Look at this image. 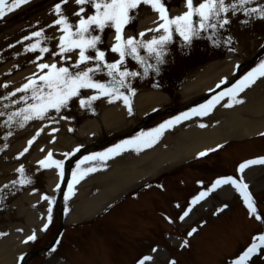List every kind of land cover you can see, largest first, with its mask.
Here are the masks:
<instances>
[{"label":"snow or ice","instance_id":"6c2138e0","mask_svg":"<svg viewBox=\"0 0 264 264\" xmlns=\"http://www.w3.org/2000/svg\"><path fill=\"white\" fill-rule=\"evenodd\" d=\"M29 2L30 0H12L7 11L12 12ZM69 2L70 0H58L51 9V14L55 16V19L47 25V28H54L58 35L48 36L45 28H39L17 41L18 44L24 45V53L36 54L35 59L30 63L35 64L37 71L27 77L26 82L13 92L0 97V100H10V103L2 105L4 109H9L12 105H22L16 107L14 111H0V117H7L4 124L0 126H7L11 129L15 123L23 128L33 120H55L58 122L70 119L61 113L63 110L70 109L74 102L78 103L82 110H93L94 102L102 98L107 99L109 103L117 100L122 101L131 115L133 112L131 97L135 94L131 80L141 76V73L127 67V58L130 57L143 69L144 76H147L150 70L159 74L160 65L165 63L167 49L173 40L174 33L185 47H191L196 40H206L213 47L223 45L227 50L236 52L238 51L236 44L239 43V40L231 32L233 19L237 16L243 17L238 21L242 29L253 21H264V0H199V3H196V0H183L185 10L175 16L169 15L164 0H71L76 10L70 17L64 10V6ZM4 5L5 0H0V18L6 14ZM141 6H147L155 12L159 22L155 28L141 31L137 35H126V28L134 23ZM72 17L76 19L73 21ZM106 30H112L114 35L110 47L103 49L101 45ZM148 32L157 33V35L151 39H145ZM53 40H55L54 49L50 46V42ZM26 41L29 43L25 44ZM9 47H14V45H9ZM140 50H143L147 55H141ZM109 52L114 56L111 61L107 58ZM46 56H51L52 62H44ZM149 58L153 59L155 63H149ZM259 78H264V59H261L254 68L237 80L231 88L214 96L198 108L166 120L147 133L142 132L130 140L121 141L102 153H93L84 157L83 160L77 162L76 169L73 170L72 180L68 183V191L64 193L65 201L72 194L74 184L88 173L96 170L95 168H86L81 172L80 165L84 161L106 160L119 155L128 147H132L137 152L143 148H150L165 129L171 128L174 124L186 120L190 116L207 115L225 96L229 99L223 105L224 107L242 103L243 101L237 98L239 93L251 87ZM224 83L225 81L222 79L220 84ZM219 86L217 85V87ZM2 87L6 88L7 85H2ZM85 91H89L91 94L84 95ZM17 93H21L18 99H10ZM51 112H55L57 117L53 118L50 115ZM200 127H205V125L201 124ZM42 130L38 129L36 134L27 141V146L17 155L16 159L29 151ZM52 131L55 132L58 129L54 128ZM69 131L72 129L69 128ZM12 134L11 130L7 132V136ZM4 147L6 148L7 145ZM217 147L222 146L218 145ZM2 150L0 149V151ZM73 151H79V148ZM208 151H215V149L202 151L198 153V156L205 157ZM64 155L68 157L72 153ZM38 164L40 168L55 166L57 169H62L63 161L54 160L52 152L49 151L43 159L38 161ZM252 165H264V157L244 161L238 165L237 172L243 173ZM15 172L18 174L16 179L0 186V204L7 198L6 191L8 194L14 195L13 190L17 186L32 184V179L25 175L23 165L17 167ZM197 183L203 185L202 181ZM226 185L231 186L239 193L249 216L264 224V215L258 212L248 184L242 177L231 175L218 177L210 186L203 188L188 202V207L179 216V220L184 221L193 206L216 189ZM58 187L59 185H57ZM157 187L162 189L163 186L157 185ZM41 199L48 202L47 222L41 228V231H46L52 219L53 198L42 195ZM176 206L179 207V205ZM224 207L226 208L227 205ZM68 210L65 207V212ZM222 211L223 208L217 209V212ZM166 219L170 223L172 222L170 218L166 217ZM196 231V228H192L187 235L191 237ZM3 235L6 233H0V236ZM36 239L37 235L33 232L22 242H33ZM59 243L60 241L57 240L56 245ZM187 246V240H184L180 245L182 248ZM56 251V246L50 248V252ZM158 251V248L153 247L151 254L143 255L136 261V264H154V254ZM254 257L264 259V232L255 235L248 247L232 260V264H252ZM19 260L22 261L23 256L19 257ZM168 264H176V261L170 260Z\"/></svg>","mask_w":264,"mask_h":264},{"label":"rangeland","instance_id":"374dc122","mask_svg":"<svg viewBox=\"0 0 264 264\" xmlns=\"http://www.w3.org/2000/svg\"><path fill=\"white\" fill-rule=\"evenodd\" d=\"M36 1L37 0L35 1L30 0L31 3L29 2L28 6L18 10L23 5H26L28 3L23 4L12 12L7 11L8 7L11 6V4L4 5L6 14L3 18H0V69H2L5 78H9L18 74H20V77H22L26 73V71L23 70L26 69L29 65H33V63H30V61L35 59L36 54L24 53L23 51L24 45L17 43V41L21 40L23 36L28 35L30 34V32L38 30L39 28H45L46 34L48 36L54 37L58 35V33L54 28H47V25H49L52 22V20L55 19V16L51 14V9L53 5L58 2V0H38L37 2ZM164 2L167 3V5L170 7L168 8V11L169 9H171V11L173 13H176L177 15L180 14L183 10H185L183 0H164ZM196 3H199V0H196ZM64 10L66 14L71 17L72 13L76 10V7L74 3H72L70 0L69 4L64 6ZM148 10L151 9L147 6H141L136 14L134 23L128 26L125 32H132V29L135 30L138 20L140 19L141 16L145 15L146 12L149 13ZM140 12H144V13L141 14ZM242 18H243L242 16H237L235 19H233L231 25V32L234 36L238 37L239 40L238 45L242 48L241 57L248 58L264 41V21H259V20L253 21L246 28L242 29L238 23V21ZM72 19L74 21L76 18L72 17ZM111 32L113 31L106 30L105 33L103 34V44L101 45L103 49H108L110 47V43L106 45V39L108 34H110ZM176 37L179 41V45L177 46L175 44L174 46V44L172 43L169 44L167 49V55L165 57L166 63L160 65L159 74L150 70L148 75L144 76L143 71L137 69L135 61H133L130 57L126 59V65L129 69L136 70L141 73V76L137 78H133L131 80V86L136 90L138 94L143 93L144 88H149L148 86L149 83L153 82L154 81L153 79L156 78V81H158L160 85L155 84L154 88H157L158 90H162V92L164 93L169 92L167 93L169 95L165 93L167 96V100L165 101L166 103L164 104V106H169L172 103L173 104L179 103L181 102L182 99H184V94H185L183 88L184 85L177 83L176 80L182 78L184 75L185 76L188 75V78L194 80L196 78L197 72L199 71L198 69L203 66H207L210 63L217 62V63H222V65H227L228 64L227 54H230L232 52L227 50L223 45H221L220 47H213L210 44V42L206 40H196L194 41L191 47H185L182 45L180 38L177 35ZM24 43L27 44L29 42L26 41ZM9 45H14V47L10 48ZM50 46L53 49L55 48V40L50 42ZM17 53H19V55H17ZM140 54L147 55L143 50H140ZM108 55H110L112 59L114 58L113 54H111L110 52L108 53ZM45 58L49 59L52 57L46 56ZM180 61H183L182 65ZM148 62L155 63V61L151 58H149ZM131 64H133V67L131 66ZM256 64L257 63L252 62L247 66L244 72L245 73L249 72L252 68L256 66ZM4 67H7L6 72L4 70ZM184 72L186 73L183 74ZM219 74L220 73H217V75L211 73L210 76L212 78H210V80H215ZM4 77H0V97L7 95L11 91L12 87H17V84L2 83L1 80ZM24 80L26 81V78ZM174 82H176L175 85ZM2 85H7V87L6 88L2 87ZM172 87L173 90L171 89ZM83 94L88 95L86 91ZM98 104H99L98 101L94 102L93 104V110H95L94 117L99 115L97 113V108L99 106ZM225 108L227 107H224V109ZM63 113L61 114L66 115L67 117L70 118V119H65L64 120L65 122L68 123V120L69 122L72 123L75 122L78 131L83 132V129L78 126H82L81 122L86 120V118L91 112H88L89 114H87V112H83V110L79 108L78 103L74 102L71 108L64 110ZM220 113L221 112H218L215 115V117L218 116ZM50 115L53 118L57 117L56 113H52ZM172 117H174V115L170 112L169 118ZM127 119L129 120V118ZM158 119H160V117L155 119L154 121ZM60 121L63 120H59L58 122ZM52 122L53 124L55 123V121L53 120L51 121L44 120L42 123H44L45 125H51ZM96 122H99V120H96ZM145 127L142 130L144 132H146V130L150 128L148 127V129H146ZM240 128H242V126ZM0 130H4V129H0ZM106 132L107 130L106 131L103 130L102 131L103 134L100 135L105 137ZM80 134L82 133L80 132ZM73 135H76V133L73 132ZM0 139H1V134H0ZM89 139L91 138H87V137L85 138L81 136L80 139H78L77 141L86 142ZM77 141H75V143ZM69 146H71L69 143L68 144L66 143L65 146L63 147L61 146L62 147L61 151L64 152V154L69 153L72 150V147ZM247 147L252 148L251 145H248ZM259 147L260 148H255L244 153L242 151L241 152L238 151L236 155L232 156L234 160L231 161H223L221 157L213 155L212 158L208 159V161L213 160L210 163L191 165L188 167H184L182 169L174 170L173 172L170 173V176H167L163 180V188L166 189V191L157 193L155 192L156 190H152L153 193L151 195V198L148 199L146 203L150 204V201L153 199H154V203H157L158 201L157 199L160 198L161 200L159 202L162 203L163 207L167 208L168 199H170L171 197H175L177 199L182 198L183 195L185 196L187 194H190L195 190L194 187L191 186V182L193 179L195 178L209 179L211 176L215 174H219L223 171L231 170L234 162L239 159L252 157L258 154H264V145L263 147L262 146ZM0 149H3L2 151H0V155H1L2 152L5 150V147L1 143H0ZM99 151L100 152H98V150L93 151L89 153L88 156H90L93 153H102L105 150L101 148ZM64 157L65 155L61 156V160H63ZM1 161L4 162L5 160L2 159ZM90 161L93 162L94 160H89V162ZM76 166L77 163L72 166L71 174L73 173V170L76 169ZM178 166L180 165L172 164L171 166H169L168 170L171 169L172 167L179 168ZM81 167L82 165H80V168ZM86 168L87 167H85L84 169ZM84 169H80V171L83 172ZM260 173L264 174L263 171H261ZM86 176L87 175H85L84 178ZM177 179L181 180L183 186L181 187L178 186ZM78 183H75L73 188ZM33 184L36 187L38 186L40 188L42 187L41 180L39 182L37 181L36 184L35 183ZM185 185H189V186H185ZM88 187H92V184L88 185ZM25 188H27V186L23 187L22 189L24 190ZM254 192H255L254 195L256 196L255 199L260 206L258 212L261 215H264V186L254 190ZM18 193L19 191H16V194ZM221 194L223 193L211 195L207 197V199L208 198L209 199L206 202V204L204 203L200 205L199 208L195 209L194 214L190 216V221L193 222L192 224H196L197 222L201 224L200 225L201 230L197 232L194 237L188 238L189 242L190 241L191 242L188 244V247L186 249L180 251H178L176 247H172L170 249L171 253L174 256H176V258L178 259V264L179 261L180 264H223V262H225L226 260V257H233L235 254H238L239 252H241L243 246L249 243L255 235L264 232V224L255 221L254 217H250L248 212L243 211L241 209L240 204L236 200V197H233V201L232 203H230L227 200L220 199L219 196ZM6 197L8 198V194H6ZM5 200L3 201V203H5L4 205L6 204L9 205L10 202L8 200L7 201ZM209 204H212V206L217 205V207L220 204H224L227 205V207L225 208L223 205L222 212H216L212 215L211 212L213 210L211 209L212 207L208 206ZM4 207L5 206H3L2 209ZM173 213L176 214L177 211H173ZM1 217L2 214H0V220ZM12 219L14 220L13 222L17 223L18 221H20V216H16V218H12ZM155 219L159 220L157 216L155 217ZM153 221L154 220L152 219L149 221L148 224H145L146 228L142 231L135 233V231H133L132 228L129 226L128 228L129 232H127V231H123L122 228L121 229L118 228L115 221V215H113L112 217L102 220V226L90 227L91 228L90 232H87L88 227H86L81 232H79L80 234L78 237H76L75 234L72 233L73 230H67L68 233L66 235V240L68 241L69 239L74 238L72 240V243H74L76 246H78L79 243L82 247H84L85 244L86 247L88 246L90 248L91 256H86L84 263L79 262L80 264H130L140 254L148 251L149 247L153 244V241H156L153 238H151L152 235L158 234L156 227L158 226L159 228H163L165 225L163 222L164 220H159L158 224L154 222L156 223V225L152 229L151 225L153 226ZM4 226L6 225H1L0 228H3ZM53 228L54 227L50 229L47 235L45 234L43 240H40L38 242L36 241L31 242L30 243L31 247L29 248H35L41 245L42 243H44L53 233ZM162 231L163 230H161V232ZM0 232L7 233L8 229L7 231L0 230ZM18 233H15L16 236L19 235ZM160 238L165 243L162 233H160ZM78 239H82V240L80 241ZM220 239H223L222 243L226 242L227 240H230L231 242L228 243L229 246L223 249L220 248L221 250L215 253L212 258H210V259H214L215 257L216 258L215 260H211V261L208 260L206 262V259H204L203 256H206L207 253L209 254L208 251H211L213 247L218 248V245L216 243L219 242ZM13 240H16V238ZM92 250L96 252L93 253ZM55 253L58 254L57 252ZM84 254L85 252L83 250H80L78 253H76V261L79 260L80 258L83 259ZM56 257L57 256H54L53 258L54 261L56 260ZM256 258L254 259V261L256 260L254 264H264V259L260 257L259 258L256 257ZM40 263H41L40 257L35 258L30 262V264H40ZM42 264H49V263L46 262Z\"/></svg>","mask_w":264,"mask_h":264},{"label":"bare ground","instance_id":"6f19581e","mask_svg":"<svg viewBox=\"0 0 264 264\" xmlns=\"http://www.w3.org/2000/svg\"><path fill=\"white\" fill-rule=\"evenodd\" d=\"M145 22H141V26H143ZM242 59H240L241 61ZM213 65H217V63H213ZM231 67L232 64H228L225 68H224V73L223 74H228L231 71ZM209 71H206L202 74V76H199L197 79V85H203L207 86L204 87L202 89V91L210 88L213 83L211 85L208 86L209 84V80H206L207 74ZM27 73H30L27 72ZM222 74V73H221ZM217 77L216 80L219 79L220 75ZM215 82V80L213 81ZM195 82H193L194 85ZM188 86H191V84L187 85V87L185 88V91H187ZM192 90H188L187 93H189ZM155 95V94H153ZM152 94H148L146 95L143 100L144 101H151L155 99V96H153ZM187 96V95H186ZM139 99V96H137L136 100ZM142 100H138V103L140 104ZM242 109H244L243 107L239 106L238 108H234L231 111H233L232 113L230 111H226V113H230L233 114L232 116H236L240 111H242ZM235 112V113H234ZM243 112V111H242ZM242 112L240 114L237 115L236 118H233V122L237 123L234 125H240V124H245V126L249 127L251 126L248 120H243L242 117ZM116 112L113 109L111 110H106L105 111V116L101 117V120L104 121L105 123H107V127L113 126V121H111V119H116L117 115H115ZM262 124L264 125V121L262 122ZM229 125V124H227ZM239 127L235 126L234 130L232 129V126L228 127V131L225 134H222L219 131V128H213V129H209L208 127L202 130H189L187 129L185 134L180 135L179 138H176L175 141L172 143H174V148L170 149V150H166L164 152H158L157 150H148L145 151L143 154H140L138 158H135L133 161L128 162L123 165H117L114 166L111 170V173L113 175L114 178V185H118L120 184V188H117L118 186L114 187L113 189H110V193H111V198H114L113 196H115L117 194V192H120L124 187H128L130 185H133L134 182L136 180H138L141 177H146L149 176L151 174H155L156 171H158V169L161 167V165L164 163V161L166 160V157H169L170 159H173L174 161L177 159L178 156H182L184 154H189V153H195V151H198L199 149H203L207 146H212L214 143L220 141L221 137L225 136V137H230L232 135H240L239 134ZM262 128H264L262 126ZM259 131V130H258ZM257 131V132H258ZM254 132V133H257ZM253 133V134H254ZM169 140V138H168ZM256 168H251L250 170H253ZM47 178L51 177V173H45L44 174ZM258 175V173H257ZM260 175V174H259ZM256 175L252 174L251 175V179L254 180V177ZM262 178V180H261ZM261 181V183L259 185H257L256 187L264 184V176H258L255 178V180ZM256 181H255V185H256ZM101 194V193H100ZM98 194L95 199L91 202V204H87V211H89V208H93V206L97 205V207L99 208L101 206V201L102 200H106L109 196H107L104 199V195H100ZM33 200V197L29 199ZM90 200V199H89ZM86 201V200H85ZM100 202V203H99ZM19 211H21L22 213L26 212L29 213L27 211V208L21 204L20 205V209ZM91 212V210H90ZM88 214V213H87ZM77 215V214H76ZM83 215H86V213H84ZM69 218H73V219H78L79 217H75L72 214H70ZM0 249H2V244L0 245ZM11 256L12 253H9L8 250L3 251V253L0 252V264H12L13 261H11Z\"/></svg>","mask_w":264,"mask_h":264}]
</instances>
